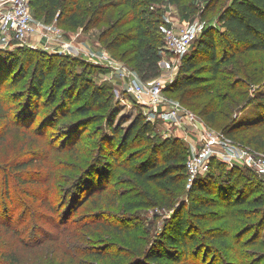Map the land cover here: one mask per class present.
<instances>
[{"label":"rangeland","instance_id":"1","mask_svg":"<svg viewBox=\"0 0 264 264\" xmlns=\"http://www.w3.org/2000/svg\"><path fill=\"white\" fill-rule=\"evenodd\" d=\"M76 1L80 3L79 10H75L73 2L52 22L64 32L65 40L73 39L78 47L83 45L91 51H106L121 69L91 58L81 50L73 49L75 54H67L60 48L47 51L40 45L35 48L39 49L36 52L24 48L25 44L15 47L24 48L18 54L24 64L33 68L42 61L45 71L52 67L55 74L60 66L58 57H61L71 77L82 74L89 77L93 85L106 87L114 101L111 110L116 113L115 126L123 123L122 127L126 129L142 117L155 127L153 137H180L189 147L190 154L193 150L185 139L186 133L169 120L170 106L153 105L148 94L140 97L130 90V77H137L144 86L160 80L168 103H180L203 121L199 113L204 106L210 110L222 108L224 116L229 115L230 119L219 118L218 125L206 124L221 131V126L232 123L236 142L244 144L249 140L253 143L249 146L264 153V50L238 54L237 59L242 64L238 72L239 64H227L223 77L235 90L225 102L216 106L217 101L210 94L193 98L191 95L198 93V87L184 82L188 75H208L198 73L196 69L200 68L197 66L191 71L183 70L188 60L197 61L198 66L204 63V58L196 52L197 40L187 53L176 56L162 38L157 52L160 55L158 63L148 66L147 62L143 71L138 72L136 67L144 57L134 51V42L114 46L123 40L124 32L133 25L130 8L111 0L116 5L107 9L103 20L97 23L92 12L103 8L100 7L101 0ZM230 2L221 0L210 10L209 2L205 0H187L182 5L164 0L155 6L162 21L160 32L163 35L169 15L191 27L213 25L223 30L218 23L219 13ZM35 18L43 20L36 14ZM112 25L117 26L113 32L108 29ZM203 31L198 38L202 37ZM217 37L218 51L222 54L225 48L219 34ZM30 76L31 73L22 80L23 85L28 84ZM12 77L6 82L13 80ZM203 80V83H210ZM19 90L15 87L7 91L15 93ZM49 93V89L42 91L45 97ZM72 100L74 104L62 109L57 105L38 107V114H35L36 109L24 106L22 102V106L11 112L9 119L0 121V253H13L10 254L11 264H264L263 207L235 216L230 214V206L236 207L234 199L233 205L211 208L213 212L207 214L206 219H198L190 213L189 252L185 254L177 244L172 247L163 240L170 235L174 210L148 204L126 211L123 205L115 202L125 191H128L125 195L129 199H133L137 191L128 184L135 181L134 176L99 147L104 136L111 139L108 111L94 105V113L104 118L90 123L85 117L70 114L77 106L90 102L87 96L81 97L75 91ZM78 137L79 144L72 149V142ZM141 142L139 140L126 153H118L119 161L128 159L129 153L141 147ZM254 146H259L260 150ZM215 160L213 171L216 175L207 181L213 187L218 178L222 180L219 176L222 170L216 171L220 160ZM225 164L224 170L235 167L242 173L238 187L245 190L248 198L264 195V177L252 175L242 165ZM19 172L23 177L21 184L16 177ZM239 175L235 174L234 178ZM99 179H104V189L97 193L92 190V184ZM245 180L253 185L243 188ZM181 199L184 197L178 201ZM125 215L127 220L123 219ZM227 224L232 227L230 234L221 236L217 233L216 229L222 231ZM14 253H18V262L13 260ZM148 255L156 258L151 261ZM0 264L8 263L0 256Z\"/></svg>","mask_w":264,"mask_h":264},{"label":"trees","instance_id":"2","mask_svg":"<svg viewBox=\"0 0 264 264\" xmlns=\"http://www.w3.org/2000/svg\"><path fill=\"white\" fill-rule=\"evenodd\" d=\"M163 1L117 0V2L123 3L130 8V20L133 25L124 32L123 40L118 44H114V46H119L127 41L134 42V51L140 52V56L144 57V61L136 67L138 72L139 70L143 71L146 67L145 63L149 62L148 66H154V63H158L160 60V55L157 52L162 38L165 41V29L162 35L160 32L162 21L155 11V6L163 3ZM186 1L169 0L171 4L176 5H182ZM205 1L209 2L210 10H213L216 3L221 0ZM73 2H75V10H79L80 3L76 0L72 2L70 0H32V8L37 17L42 18L45 22H52L61 13L65 12L66 8L71 7L70 4ZM115 5L116 3L111 0H101L100 7L103 8L101 10L94 9V12H92L97 23L103 20L107 9L113 8ZM218 23L223 30L216 29L217 27L213 25L204 27L202 37L195 42H198L196 52L204 58L202 60L204 63L198 66L199 63L197 61L188 60V63L183 65L185 72L191 71L197 66L196 68H200L196 69L198 73L204 72L208 74L206 77L188 75L184 82L186 84H196V87H198V90L196 89L198 93L191 95L193 98L210 94L217 101L216 106H220L221 103L225 102L231 96L230 92L235 90L230 83H227V79L223 77L226 74L227 64L234 63L237 66L240 63L237 59L238 54L264 50V0H231L226 8L219 13ZM164 26L166 28V22ZM116 28L117 26L112 25L108 29L113 32ZM218 34L225 48L222 54L218 51ZM237 46L239 47L237 48ZM24 48L34 49L33 51L36 52L39 50L28 45ZM24 48L18 47L17 49L15 48L16 50L0 48V121L9 119L11 112L22 106V102L24 106L30 105L29 107L36 109L35 114L40 113L38 107L41 106L48 108L57 105L56 107L59 109L66 108V106L74 104L72 93L75 91H78L81 97L87 96L90 102L77 106L70 114L85 117L90 123H94L104 118L102 117L103 115L94 113V105L107 110L111 139L107 135L104 136L99 147L104 154H108L113 160H118V164L126 168L134 176L135 181H130L128 184L129 187L137 191L134 193L133 199L126 197L125 194L128 191H125L124 194H120L115 202L123 205L126 211L136 210L148 204L174 210L173 219L170 222V235L167 234L163 239L166 244L172 247L177 244L180 249L182 248V252L185 254L189 252L187 231L192 226L189 218L190 213L195 214L198 219H206L207 214L213 212L211 208L220 205H233L232 200L234 199L236 210L234 211L235 208L233 209L230 206V214L233 215L264 208V195L260 194L248 198L245 195V190L238 187L241 184L242 173H238L235 167L224 170L223 167L227 165L222 161H220L216 169V171L222 170L219 172L222 180L218 178L214 183V187L207 184V181L216 175L215 171H213L215 159L212 161L210 172L206 176L199 177L191 187H188L187 161L190 149L180 137H153L151 134L155 132V127L150 121H145L142 117L136 119L126 129L122 127L123 123L115 126L116 113L115 110H111L114 101L106 87L93 85L90 78L84 77L82 74L71 77L64 66V62H61V57H58L60 66L55 74L52 67L45 71L46 68L42 61H38L37 65L32 68L30 64L29 66L24 64L18 55L19 51L23 52ZM38 52L41 53L40 51ZM238 66L237 72L241 69L242 64ZM248 72L247 75H249ZM29 73H31L29 82L27 85H23L22 80ZM12 75L14 79L7 83L6 80ZM203 78L210 83H203ZM15 87H19L20 90L15 93H8L9 91L7 90ZM44 89H49L50 92L46 97L42 95ZM187 92L192 93L193 91ZM183 97L186 98V96ZM14 102H18L15 104L21 105H14ZM239 106L237 109H240ZM66 114L64 113V115ZM199 115L207 124L213 125H218L219 118L226 117L230 119L229 115L224 116V111L220 107L210 110L208 106H204L200 110ZM233 126L232 123L223 125L221 126L223 127L221 131L233 138ZM79 140L80 137L72 142V149H76ZM139 140H142L140 143L141 147L129 153L128 159L119 161L118 153H126L131 150ZM244 144L253 145L249 140ZM255 148L259 149L260 147ZM248 171L256 177L257 175L264 177L249 168ZM235 174L240 175L234 178ZM16 177L19 178L18 182L21 184L23 182L21 173L19 172ZM248 180L243 181V188L253 185L252 183L249 184ZM103 183L104 179L94 181L92 190L99 193L100 190L104 189ZM182 196L184 199L178 201ZM188 205L189 209H187ZM105 216L107 215L105 214ZM108 216L111 215L109 214ZM127 218L126 215L123 217L124 220H127ZM7 227L9 230V226ZM230 229L232 227L227 224L225 228H222V231H219V229H216V231L217 233L220 232L221 236H227L231 233ZM10 254L13 253H0V256L6 263L11 264L13 261ZM148 256L151 261L156 258ZM13 260L19 261L18 253H14Z\"/></svg>","mask_w":264,"mask_h":264},{"label":"built area","instance_id":"3","mask_svg":"<svg viewBox=\"0 0 264 264\" xmlns=\"http://www.w3.org/2000/svg\"><path fill=\"white\" fill-rule=\"evenodd\" d=\"M166 23L165 44L176 56L187 53L204 30L200 24L191 27L171 15L167 17ZM63 37L64 32L55 23L35 18L32 0H0V48L14 49L25 44L33 48L44 45L47 51L60 48L67 54H75L73 49L81 50L91 58L121 69L106 51H91L83 45L78 47L73 39L65 40ZM130 90L140 97L148 94L149 102L153 105L170 106V122L186 133L185 139L193 150L187 161L188 187L210 172L213 159L242 165L264 176V153L211 128L180 103H168L160 80L144 86L137 77H130Z\"/></svg>","mask_w":264,"mask_h":264}]
</instances>
